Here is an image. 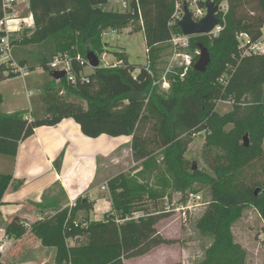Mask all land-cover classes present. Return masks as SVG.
<instances>
[{"label": "trees", "instance_id": "1", "mask_svg": "<svg viewBox=\"0 0 264 264\" xmlns=\"http://www.w3.org/2000/svg\"><path fill=\"white\" fill-rule=\"evenodd\" d=\"M108 2L30 0L35 28L24 29L31 32L29 36L23 34L20 38L21 31L12 38V61L30 66L31 70L41 66L49 71V63L67 55L76 82L67 76L46 81L41 87L43 113L32 111V119L22 111L3 113L0 93V153L16 156L19 142L33 134L36 127L56 125L71 117L92 138L103 134L132 136L133 157L142 165L136 176L140 177L157 167L148 151L149 140L143 134L145 126L152 122L163 149V165L173 176L174 186L184 190L197 182L211 189L212 199L198 227L213 242L201 264H244L246 252L235 242L232 228L248 206L256 208L264 221V100L260 98L264 53L243 54L237 35L247 33L251 41L261 36L264 0H228L227 24L220 34L212 39L207 35L191 37L193 48L203 43L211 54L206 71L192 68L183 80L176 77L166 97L153 89L151 66L150 71L143 66L137 75L135 67L127 66H99L85 75L82 61L87 60V48L99 57L104 52L102 36L107 29L119 31L133 20L142 21L149 51L173 35L182 34L179 20H173L176 0H131V9L124 11L106 9ZM17 76L15 68L0 62V82ZM83 77L87 82L82 81ZM64 91L79 100L64 98ZM248 97L253 98L250 103ZM223 99L233 100V109L221 114L216 106ZM198 132L206 133L208 149L219 150L213 164L215 176L190 166L185 159L192 137ZM244 134L252 137V145L239 143ZM256 160L261 161L259 179L248 182L246 170ZM12 181V174L0 173V204ZM108 186L112 210L101 220L81 225L76 219L78 211H89L91 206L80 199L75 208H65L32 225V233L45 246L57 248L56 264H124L160 245L177 242L164 237L157 228L173 211L132 216L136 204H141L146 195L156 197L147 186L126 174L109 180ZM257 187L262 189L258 196ZM6 230L13 239L27 232L18 217L8 223ZM70 239L76 240L74 246Z\"/></svg>", "mask_w": 264, "mask_h": 264}, {"label": "rangeland", "instance_id": "2", "mask_svg": "<svg viewBox=\"0 0 264 264\" xmlns=\"http://www.w3.org/2000/svg\"><path fill=\"white\" fill-rule=\"evenodd\" d=\"M201 2L205 3L204 0H198L197 5L200 8L206 7L205 5L202 6ZM130 4L131 0H109L105 8L124 11L131 9ZM187 4L189 8H195V5H191L189 2ZM178 5L184 8V2L180 1ZM176 7L177 4L175 3ZM16 13L25 16L27 11L20 7L16 10ZM225 17L227 18L226 15ZM20 34L21 38L23 34L29 36L31 32L26 33L23 30ZM176 35H173L171 40L155 46L153 51H149L141 20L130 21L126 27L116 32L113 29H107L102 36L105 48H103L104 52L100 55V66L111 67L113 64H119V67H135L137 70L134 71V75H137L143 66L147 67L149 65L152 67L153 89L162 97L169 96L172 81L176 77L183 80L187 72L194 68L200 58L199 48L191 46L192 36H187L183 41L176 42L174 40ZM207 36H209V39L216 37L213 35ZM76 51L79 52L77 48L74 49V52ZM186 55L192 58V63L189 66L186 63ZM66 57L67 55H63L62 59L66 60ZM27 68L28 71L24 75L0 83V92L7 97L4 105L1 106L2 112L22 111L25 116L31 115L32 104L30 98H39L41 96V89H38L39 84L43 85L53 78L46 68L41 66L34 67V70H31L30 66H27ZM93 69L87 61L84 66V74L88 75ZM62 96L66 99L72 97L71 99L74 101L79 100L76 96H70L66 91L63 92ZM260 98L264 100V86ZM252 100V97H248L249 103ZM216 109L221 114L231 111L233 100L228 102L225 99L219 100ZM36 111L40 114L43 113L41 109H36ZM29 117L32 119L31 116ZM152 126V122L148 123L143 130V134L149 140L147 144L148 151H150L151 158L155 159L157 165L153 169L154 172L147 171L143 176L136 177L138 173H134V170L139 164L134 161L133 157V159L129 158V163L126 165V168L130 166L129 170L123 174L147 186L149 190L154 192L156 197L149 198L146 195L141 204H136L132 216L136 218L146 213L173 211L172 215L159 223L158 229L164 237L175 239L177 242L173 245H160L148 257V260L134 258L128 264H148L149 261L156 262L160 260H165L164 264H201L205 259L206 251L213 242V238L205 236L198 227L199 221L204 216L212 199L211 189L208 185L197 182L194 183L192 188L184 190L177 189L174 186L173 176L163 165V149L159 145L158 139L156 140V132L152 129ZM231 127L228 126V128ZM246 135L247 138L244 139ZM206 142V133L198 132L192 137V142L189 144L184 156L190 166H197L200 171L215 176L213 164L218 159L219 150L216 147L208 149ZM245 142L248 143V146L253 144L252 137L249 134H244L239 143L245 144ZM261 144L264 149V139ZM260 162V160H256L255 165L246 170L248 182L259 179ZM192 194L200 195L201 200L193 198ZM232 230L235 242L246 252L244 264H264V221L258 210L249 206L245 208L242 217L234 224ZM0 264H5V262L1 261Z\"/></svg>", "mask_w": 264, "mask_h": 264}, {"label": "crops", "instance_id": "3", "mask_svg": "<svg viewBox=\"0 0 264 264\" xmlns=\"http://www.w3.org/2000/svg\"><path fill=\"white\" fill-rule=\"evenodd\" d=\"M2 96L1 106L7 98ZM30 100L33 112L42 110L41 96ZM129 158L133 159L132 136L103 134L92 138L71 117L56 125L36 127L33 134L19 142L16 156L0 153V173L13 175L0 204V228L5 229L15 217L27 228L20 239L12 238L13 246L3 257L5 264H56L57 248L45 246L32 233V225L69 208L70 200L80 199L91 208L78 211L77 221L86 226L91 220H101L112 210L108 182L129 170L130 166L126 168ZM140 162L137 161L139 166L134 173L142 169ZM70 242L73 246L76 244L75 239ZM155 249L135 258L148 260ZM132 259L125 260L124 264ZM164 262L149 261L148 264Z\"/></svg>", "mask_w": 264, "mask_h": 264}, {"label": "built area", "instance_id": "4", "mask_svg": "<svg viewBox=\"0 0 264 264\" xmlns=\"http://www.w3.org/2000/svg\"><path fill=\"white\" fill-rule=\"evenodd\" d=\"M180 1L184 2V5L188 2L191 5H195V8L190 7V10L193 13V18L196 21L203 18L207 13L206 7L200 8L197 5L198 0H176L177 7L173 13L174 22L180 20L184 15V8L178 5ZM204 1L206 2V0ZM1 4L3 16L0 18V62L7 63L9 66L15 68V71H17L19 75H24V73L28 71V68L26 66H19L15 61H12L14 47L12 44V38L25 28L32 30L35 28V18L32 11L30 10V0H1ZM218 4L220 6V9L217 13L219 24L207 34L210 36H218V34L225 28L227 24V18L225 15L227 16L229 10V2L228 0H223ZM20 7H23L25 11H27L25 16L16 13V10ZM113 31L116 32V30ZM184 38H187V36L183 33L174 36V40L176 42H181L184 40ZM237 40L240 48L243 50V54L264 53V26L261 30V36L256 41H251V37L247 33H239L237 35ZM198 53H200V49ZM186 58L187 65H191L192 58L190 56H187ZM87 61L88 60L82 61V63L85 64ZM118 65L119 64H113L111 67H118ZM49 66L56 70H66V76L68 79L72 82H76V78L71 70L70 59L68 56L66 57V60L62 59V56L56 57L51 63H49ZM147 70H149V65L147 66ZM82 81L87 82V77H83ZM228 101H231V99H226V102ZM196 134L198 133H194V136ZM192 197L196 198L197 200H201L200 195L192 194ZM68 205L70 210L75 208L77 206V200H70ZM75 225H78V223L75 222ZM12 246L13 239L8 235L6 228H0V263L3 261V257L12 248Z\"/></svg>", "mask_w": 264, "mask_h": 264}, {"label": "water", "instance_id": "5", "mask_svg": "<svg viewBox=\"0 0 264 264\" xmlns=\"http://www.w3.org/2000/svg\"><path fill=\"white\" fill-rule=\"evenodd\" d=\"M205 6L207 9L206 15L200 20L196 21L193 18V13L191 12L189 5L187 3L184 5V15L178 22V26L181 28L182 33L184 35L186 36L206 35L209 32H211L215 26L219 24V18L217 16V13L220 9L219 4L216 3L214 0H206ZM198 47L200 49V58L198 62L195 64L194 68L198 71H206L208 65L212 61L211 54L208 48L203 43H199ZM86 57L89 64L93 68H97L100 66L101 59L93 49L87 48ZM48 68H49L48 71L49 74L54 79L58 80L67 75L66 70H56L51 66H49ZM246 138L247 135L244 139ZM245 146H248L247 142H245ZM195 168H197V166H195ZM261 191H262L261 187H257L255 189V195L258 196Z\"/></svg>", "mask_w": 264, "mask_h": 264}]
</instances>
